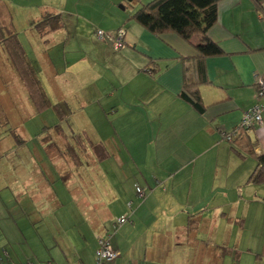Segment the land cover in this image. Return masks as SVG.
<instances>
[{"label": "crops", "instance_id": "crops-1", "mask_svg": "<svg viewBox=\"0 0 264 264\" xmlns=\"http://www.w3.org/2000/svg\"><path fill=\"white\" fill-rule=\"evenodd\" d=\"M129 1L43 0L36 8L42 15L21 30L10 13L41 88L52 104L66 103L69 115L62 120L52 107L41 112L30 107V115L43 116L49 109L55 114L53 124L43 126L35 139L45 157H63L67 163L41 165L35 178L14 175L8 187L0 186L6 192H0V264H94L98 238L107 233L119 253L113 264H211L223 246L233 249L237 260L229 253L220 264H261L264 180H252L256 157L240 153L223 133L237 129L256 102V78L264 80V0L217 1V20L207 35L222 54L202 60L205 82L193 88L201 112L179 95L184 67L196 64L192 59L198 37L188 43L174 34L152 35L129 19L145 3L136 8ZM48 14H59L62 26L39 33L37 27ZM119 28L124 37L118 51L96 35L97 29L114 34ZM191 71L188 75L196 77ZM259 102L264 105V96ZM261 116L262 125L248 134L255 154L264 156V108ZM59 123L63 135L56 139L81 133L102 141L100 160L118 155L115 167L100 169L105 188H117L120 194L110 196L111 203L121 205L113 218L106 219L104 208L97 206L100 197L90 191L87 197L82 187L87 178L81 176L83 170L97 166L76 165L46 149L42 139ZM113 140L121 152L107 151ZM22 167H9L8 172ZM49 170L60 172V180L54 181L57 190L49 189ZM115 172L130 173L124 190ZM75 179L81 185L72 191ZM137 187L144 189L143 196ZM86 198L99 202L90 205ZM82 205L95 210L91 225L84 220ZM96 210L101 211L98 216ZM121 216L127 220L114 230Z\"/></svg>", "mask_w": 264, "mask_h": 264}, {"label": "trees", "instance_id": "trees-1", "mask_svg": "<svg viewBox=\"0 0 264 264\" xmlns=\"http://www.w3.org/2000/svg\"><path fill=\"white\" fill-rule=\"evenodd\" d=\"M217 1L150 0L141 5L129 17L130 20L135 21L155 36L174 34L188 43L191 42L194 36L198 37L199 41L194 45L196 56L192 59L196 64L193 68L184 67V84L179 95L200 112L203 110V105L197 91L193 88L198 83L205 82L202 60L206 57L222 54L219 45L207 35L209 29L217 20ZM4 4L5 1L0 0V50L4 53L7 65L14 69L19 80L26 88L28 98L32 101L35 112H41L52 107L60 119H66L69 115L68 106L64 102L52 104L46 96L18 38V32L11 24V14L6 10ZM41 22V25L38 24L37 29L39 33H46L60 28L63 21L59 14H48L42 18ZM119 29L123 30V28ZM190 70L196 74V81L194 80L196 77L188 75ZM49 128L45 127L48 130ZM52 128V134L48 133L42 139L46 149L49 153L56 154L59 152V154L65 155L68 160L76 165L83 164L82 156L86 155L84 152L87 149L99 151L104 146L103 144H101V147L96 145L81 133H74L72 135L74 137L58 140L56 136L60 133L63 135V126L59 123ZM248 130V128L238 126L233 134L232 143H235L236 149L242 150L240 153L246 152L256 157L257 164L252 174V180L260 182L264 180V156L255 154ZM9 131L15 132L13 128H10ZM99 158H104V156H99ZM218 250V257L211 264H220V259L229 253L233 254L234 261L237 260V255L233 249L223 246L219 247Z\"/></svg>", "mask_w": 264, "mask_h": 264}, {"label": "rangeland", "instance_id": "rangeland-1", "mask_svg": "<svg viewBox=\"0 0 264 264\" xmlns=\"http://www.w3.org/2000/svg\"><path fill=\"white\" fill-rule=\"evenodd\" d=\"M5 1V4L7 5L10 13L12 14L14 22L19 26V30H21L22 26H26L31 19L37 18L42 15L41 11H39L37 6L41 4L43 0H3ZM149 0H133L129 1V7L131 5L139 7L142 3H146ZM68 9H71L72 7L67 5ZM75 7H73L74 9ZM75 12H77L78 9H74ZM74 10H70L71 12ZM80 13L78 14H86L79 10ZM6 60L0 58V102L2 104V109H0V186H9L10 182L12 183L13 180H15V176H19L21 179H24V175H27V177L30 178V174H32V177L35 178L37 175H34L37 173L38 175L41 174L40 168L41 165H63L66 164L67 161L63 157H52V156H44L43 152L38 148V140H36V135L41 132V128L43 126H48L50 124H53L55 114L52 112L51 109L48 110L47 114L44 115H51V117L48 116H36L35 114L30 115L28 112L30 110V107H32V110H34V105L31 103L30 99L28 98V95L26 93V90L23 86H21L16 78V74L11 75L9 67H7ZM13 76V77H12ZM10 77H12L10 79ZM10 79V80H9ZM3 113L6 115L4 117ZM49 113V114H48ZM27 114H29L27 116ZM53 115V116H52ZM26 117L25 120H23ZM42 117H45L46 120H42ZM53 117V118H52ZM21 118H23L21 120ZM7 120L5 124H2L4 120ZM10 128H13L15 132L9 131ZM24 141V142H23ZM96 145L102 144L101 142L92 140ZM104 143V142H103ZM107 143V142H106ZM114 147H109L107 151L109 152H121L118 148V145L115 140L112 141ZM105 144V143H104ZM106 146V145H105ZM94 151V150H93ZM101 155V150L96 151V154L93 152V156L90 154L83 155L82 158L84 160V165L93 164L97 166L96 170L93 169V171H87L81 173V176H86L87 178L84 179L86 184H82V187L85 191V195L89 197V191L92 195H98L101 199V204L99 205L97 202H99V199L96 201L97 206L104 208L103 213L106 215V219L113 218L118 214V212L121 209V205L119 203H111L114 200L112 199L111 194L113 192L115 195L119 196L120 194L117 193L118 189L113 188L112 190L105 188V182L102 178V171L104 170V167L107 165H111L115 167V160L114 158H117L118 155H110L105 160H100L99 156ZM122 156V155H120ZM123 157V156H122ZM22 167L27 166V171L23 169H18L17 172H8L9 167ZM101 169V170H100ZM24 170V172H23ZM46 174V172H44ZM60 175V172H54L52 170H49V177L47 176V179L52 182V185H49L50 190H57L56 188L58 185L56 184V187L54 186V181H59L60 179L56 177V175ZM10 175V177H8ZM15 175V176H14ZM116 176H119L117 179H119V183L125 185L123 186V190L127 185H129L128 177H130V173H118L115 172ZM88 176H90V179H88ZM52 177V179H50ZM32 178V181L34 179ZM113 179V177H111ZM80 179H75V181H72V184L70 185L71 190L73 191L74 188L78 189L80 188L81 184H77ZM131 181V179H130ZM25 187L22 188L24 190ZM29 187H26V190H29ZM2 195H5L6 192L3 189L0 191ZM106 192V193H105ZM85 197V196H84ZM4 198V197H2ZM85 202H88V198L85 199ZM90 205H96L93 203L88 202ZM90 205H82L86 207V212H84L85 222L89 225H91V218H93V213L95 210L90 209ZM8 206V202H5L3 205H1L2 213H4L5 208ZM101 212L99 210H96L95 216H98V213ZM1 218L4 220L5 217L1 216ZM6 220V219H5ZM98 221V219H96ZM98 226V225H97ZM188 247L186 246L185 249L188 252ZM2 254H6V251H2ZM1 255V254H0ZM4 257H6L4 255ZM261 264H264V262H261Z\"/></svg>", "mask_w": 264, "mask_h": 264}, {"label": "built area", "instance_id": "built-area-1", "mask_svg": "<svg viewBox=\"0 0 264 264\" xmlns=\"http://www.w3.org/2000/svg\"><path fill=\"white\" fill-rule=\"evenodd\" d=\"M123 30L118 29L114 34L105 32L101 29L96 30V35L99 39H105L110 43L114 51H118L123 46ZM256 88V102L248 109L242 116L239 126L251 129L255 126L262 125V110L264 105L259 102V99L264 96V80L261 77H257L255 81ZM235 130L230 133H223L224 139L228 142H232L233 134ZM136 192L139 196L144 195V189L137 187ZM127 220L126 216L119 217L114 225L113 229L116 230L117 227ZM110 233L98 238L97 248L95 250V262L94 264H113L114 261L119 257V253L112 248L110 242ZM31 264V263H26Z\"/></svg>", "mask_w": 264, "mask_h": 264}]
</instances>
